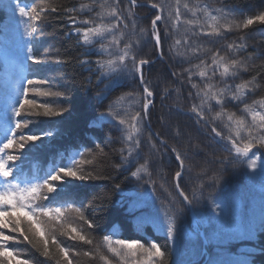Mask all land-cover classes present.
<instances>
[{
  "label": "snow or ice",
  "instance_id": "obj_1",
  "mask_svg": "<svg viewBox=\"0 0 264 264\" xmlns=\"http://www.w3.org/2000/svg\"><path fill=\"white\" fill-rule=\"evenodd\" d=\"M217 3L219 7L175 0L173 7L167 0H151L147 7L155 12L150 18V28H142L140 18L133 11L145 7L139 0H87L79 5H64L56 0H33L30 4H22L21 0H0V9L11 14L10 19L19 17L15 20L14 37L10 36L9 24L5 23L3 29L6 53L13 52L19 72L6 83L3 115L0 116L3 121L0 139V261L32 264L29 258H20L22 253L19 250L8 247L11 242L31 245L55 264H73L70 251L74 256H79L81 251L73 250L59 238L64 237L68 241L94 245L105 264L111 262L101 253V248L117 257L120 264H185L174 260L173 255L183 247V221L186 217L197 224L190 234L194 247L198 242H210V233L216 234L220 241L234 237L252 239L257 233H264V112L254 107L264 109V98L251 105L246 99L264 87V79H257L256 75L250 79L241 77V73L248 71L247 61L252 58V54L245 55L247 44L243 36L238 41L222 43L228 40L230 33H243L253 25H264V10L245 15L226 0H217ZM53 14L55 19L64 22L63 35L74 40L75 46L82 50L83 55L75 58L76 62L92 74L84 82V91L95 88L98 106L103 111L92 119L89 126L101 131L107 126L108 130L105 136L93 141L94 147L70 145L63 150L61 162L55 163L43 175L38 172L29 174L24 167L29 155L51 148V141L58 135V129L50 125L61 121L53 118L71 114L70 109L61 103L67 91L58 87V69L51 67L53 64H68L71 60L57 54L59 49L53 45L44 44V37L48 34L47 22ZM181 28L186 30L182 38L175 40V56L180 57L177 63L182 67L184 63L191 65L193 58L199 61L194 65L195 71L191 67L184 69L190 82L193 75L200 78L199 82L191 83L195 93L188 92L190 99L200 101L191 105L190 118L198 133L210 127L211 135L206 138L227 153L219 158L218 168L209 170L204 167L195 178L191 175L190 165L192 158L201 154V145H193L190 128H181L171 120L161 125L175 129L167 137L152 132L156 97L163 102L170 92L167 79L161 81L164 85L161 90L160 84H154L146 76L151 73V68L146 66L154 65L166 55L162 35L166 40L173 33H179ZM203 37L209 38L208 43L222 44L230 55L222 54L221 49H208L207 53L200 55V48L204 45L196 46V42ZM153 41L155 60L152 54L144 51ZM180 46L185 49L183 56L179 52ZM189 50H194L192 56L188 55ZM93 54L97 58L89 59ZM167 55L170 61L174 59L173 46H169ZM28 62L41 67L33 69ZM217 74L221 79L219 84H214L212 81ZM172 75L182 76L180 73ZM129 80L140 90L141 99L134 100L138 107L118 109L117 104L124 97L105 107L111 92ZM229 102H238L237 106L243 104L242 111L251 116V123L243 115L229 112ZM213 112L216 114L209 116ZM221 117L227 119L223 128L215 123ZM145 133H148L146 139ZM102 140L121 145L118 150L120 159L112 165L113 171L97 170L96 158L107 156ZM203 147L210 148L211 144ZM166 154L170 164L178 169L171 177L178 195L173 196L170 192L167 201H160L156 195L157 182L162 181L159 186L164 188L169 180L157 171L154 159ZM212 155L215 156V152ZM204 163L207 165L211 161L205 160ZM242 171L247 184L260 187L258 206L251 209L247 206L241 209V201L233 200L224 191L226 177ZM118 176L123 180H118ZM95 181L110 182L111 191L119 193L121 199L113 202L94 193L92 200H88L87 189L99 187L92 183ZM125 184H131L132 188L126 190ZM126 202V212L146 210V222L152 223L163 235L164 244L154 239L124 237L112 231L105 232L102 240L95 239V230L101 227L104 217H92L87 214L89 209L101 213L109 208L118 211ZM259 251L264 253V249ZM82 254L91 257L94 253L83 250ZM200 255V261L189 260L186 264H251L248 258L209 257L205 261L203 245Z\"/></svg>",
  "mask_w": 264,
  "mask_h": 264
},
{
  "label": "trees",
  "instance_id": "obj_2",
  "mask_svg": "<svg viewBox=\"0 0 264 264\" xmlns=\"http://www.w3.org/2000/svg\"><path fill=\"white\" fill-rule=\"evenodd\" d=\"M38 2V0H36ZM57 3H62L64 5H72L79 3L87 2V0H56ZM140 3L148 4L151 0H139ZM185 0H181V3H184ZM191 4L196 3H208L212 7H219L217 0H187ZM229 5L236 6L241 10L245 15H255L260 11L264 10V0H226ZM22 4L33 3V0H21ZM167 3L175 6V0H167ZM136 15L140 18V27L150 28V18H153L154 9L148 7L133 9ZM183 11V9H182ZM9 13L5 12L3 9H0V116L3 115V106H4V90L6 83L15 75L18 74L19 69L17 67V61L14 57L12 51L6 53L5 50V35L3 32L4 24L7 23L10 26V36H15L16 23L15 20H18L19 17L16 16L10 19ZM55 14L47 22L48 34L44 37L45 45H53L56 49H59L57 54L67 57L71 60L68 64L56 65L53 64L51 67L58 69L57 80L59 81L58 87L61 91H67V96L61 99V103L65 107L70 109L69 113H65L64 117H55L53 120L61 121L60 124L50 125L51 127L58 129L57 137H54L51 141L52 147L45 148L41 150L34 151L29 155L28 159L25 161V171L29 174L33 172H38L40 175H43L48 171L55 163L61 162V159L64 155V149L77 144L84 145L89 148L94 147L93 141L100 139L102 136H105L107 133V126L104 130L101 131L97 127H90V122L95 116H98L103 109L98 106L96 100V90L93 88L90 92L84 91V82L89 78L91 73H89L85 68H83L79 63L76 62L77 57L83 55L82 50L75 46L74 40L67 39L63 32L61 31L64 22L62 20L55 19ZM185 28H181L179 33H173L168 39L163 40V49L166 53L163 60H156L154 65L146 66L151 68V73H146L148 79H151L154 84H160L161 90H163L164 85L161 83L162 80L167 79L168 88L170 95L163 102L160 97L157 96L155 100V108L152 116V132L153 133H163V137H167L171 132H174L175 129H168L161 127L167 120H171L174 123H178L181 128L187 127L191 129L193 136L192 143L193 145L200 144L202 152L200 155L192 158L191 175L195 178L197 173H200L202 168L207 167L209 170L219 167V158L226 156L227 153H224L219 147L212 143L207 136L211 135L210 127L204 129L202 133H198L196 126L194 125L193 119L190 118V107L193 103H199L200 101L192 100L188 97V92L191 90L195 93V89H191L192 82H199L200 78L198 75L192 76V81L188 80V73L184 71L189 67L193 68L195 71L194 65L199 63V61L193 58L192 64L184 63L181 67L177 60L180 57L175 56L176 46L175 40L182 38ZM243 36L244 42L247 44V54H252V58L247 61L248 71L241 73L242 79H250L252 75H256L257 79H264V25H253L250 29L244 30L241 32H233L229 34L228 40L223 41V45L227 43L238 41L239 38ZM215 39V38H212ZM209 38L203 37L200 41L196 42V46L203 44L204 46L200 48V55L207 53L208 49H221L222 54L230 55L222 47V44H211L208 43ZM169 46H173V55L174 59H168V50ZM145 52L152 54V58L156 59V50L154 48V41L148 45ZM194 50H189L188 55L192 56ZM179 52L181 56L185 54V49L183 46L179 47ZM259 57V58H257ZM97 57L93 54L89 59L95 60ZM210 60V56L207 57ZM242 58V57H241ZM254 61V62H253ZM29 65L35 69L41 66L31 65V62H28ZM209 71L211 69L209 68ZM172 73H180L181 77L173 76ZM220 77L217 74L215 79L212 81L214 84H219ZM93 83L95 84V78L93 77ZM107 83V81H105ZM101 88L104 87L103 84L100 85ZM136 89L134 93L133 90ZM129 93L133 95L129 96ZM120 97H124L117 108L120 110L123 109H134L138 107V104L134 103L141 99L140 90L137 88L136 84L132 81H126L121 86L115 88L108 97V100L105 101V107L111 101H117ZM261 98H264V87L257 89L254 93L249 94L246 99L248 104H253V101H258ZM238 102H229L228 111L235 112L237 116L243 115L248 123H251V116L247 113H243V104H238ZM214 104V102H213ZM255 110L264 112V109L259 108V106H254ZM181 110L178 112L177 110ZM216 111H219V106H216ZM189 113V115H185ZM216 113H210L209 116H214ZM209 118V117H206ZM220 128H223V125L227 123L226 117H221L220 120L215 122ZM2 129L3 121L0 119V139H2ZM118 135V133H116ZM145 139L148 136V133H145ZM162 137V138H163ZM115 139V137H113ZM171 144L172 141L169 140ZM211 144V147H203V145ZM102 146L104 147L105 153L107 156H98L96 158L97 170L101 172L113 171L112 165L119 162V148L120 143H108L102 140ZM185 147H187V142L185 141ZM98 151V150H97ZM163 151V149H161ZM256 151V150H255ZM215 152V156L212 153ZM211 161V163L205 165L204 161ZM154 162L157 164V171L164 177L168 178L169 183L164 185V188H161L159 185L162 181L157 182V192L156 195L160 201H167L169 199V193L171 192L173 196L178 195L174 191V184L171 181V177L174 175V171L178 170L175 168L174 164H170L168 159V154L164 156H157L154 159ZM231 172V170H230ZM118 180H123L122 176L117 177ZM187 177H185V180ZM99 187L87 189L88 200H92L94 193H100L102 197L115 202L121 199L119 193L111 191V183L108 181H95L92 182ZM104 185H108L107 188ZM126 190L131 189V184H125ZM189 190H191V185H189ZM233 200L241 201V209H244L247 206L248 209L258 206L260 187L259 185L253 186L247 184L243 171L236 174H229L226 177V187L224 189ZM207 195V193H206ZM96 203H99L97 201ZM127 202L125 203L124 208H120L118 211H114L112 208H109L106 212H94L89 209L87 214H90L92 217L99 218L103 216L104 219L101 221V227L95 230V239L102 240V236L107 231L116 232L122 234L124 237L138 238L141 240H158L161 244L165 243L163 235L154 227L150 222H146V210L137 209L136 211L129 213L125 211L127 207ZM159 206V204H158ZM74 215V214H73ZM185 236L183 241V247L178 250L173 255L174 260H179L186 262L189 260L200 261L201 260V245L205 248V261L207 258H232V259H242L248 258L251 261V264H264V253H261L259 250L264 249V233H257V235L252 239L247 238H231L224 239L220 241L217 239L216 234L210 233V242H206V245L203 242H198L197 246H193V241L190 234L194 230L192 221L186 217L183 221ZM197 228V224H196ZM6 234L16 235L13 233ZM72 248L73 250L81 251L79 256L72 255L70 251V256L73 259V264H105L103 260L99 258V254L96 253L94 245H83L80 242L68 241L64 237H59ZM8 247L10 249L19 250L22 254L20 258H29L32 264H55L54 261H49L40 254L36 248L31 247L28 244H15L9 243ZM51 247V245H50ZM83 250L92 251L94 254L91 257L83 256ZM54 251V249H53ZM101 253L108 257V260L111 264H120L119 259L114 257L111 253H108L106 248L100 249ZM0 264H6L4 261H0Z\"/></svg>",
  "mask_w": 264,
  "mask_h": 264
},
{
  "label": "water",
  "instance_id": "obj_3",
  "mask_svg": "<svg viewBox=\"0 0 264 264\" xmlns=\"http://www.w3.org/2000/svg\"><path fill=\"white\" fill-rule=\"evenodd\" d=\"M145 6L147 7V4H145ZM203 243H205V242H203Z\"/></svg>",
  "mask_w": 264,
  "mask_h": 264
},
{
  "label": "bare ground",
  "instance_id": "obj_4",
  "mask_svg": "<svg viewBox=\"0 0 264 264\" xmlns=\"http://www.w3.org/2000/svg\"><path fill=\"white\" fill-rule=\"evenodd\" d=\"M193 228L195 229V227L193 226Z\"/></svg>",
  "mask_w": 264,
  "mask_h": 264
}]
</instances>
